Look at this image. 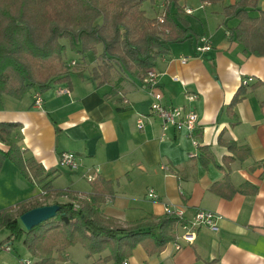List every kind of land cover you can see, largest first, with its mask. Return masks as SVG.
<instances>
[{
    "label": "crops",
    "instance_id": "crops-1",
    "mask_svg": "<svg viewBox=\"0 0 264 264\" xmlns=\"http://www.w3.org/2000/svg\"><path fill=\"white\" fill-rule=\"evenodd\" d=\"M238 1L178 0L180 12L171 4V15L188 23L191 38L168 45L167 54L150 70L160 74L156 90L164 105L196 113L193 135L173 128L163 131L160 119L150 111L149 88L129 72L124 76L134 89L107 98L111 86H97L90 78L91 69L99 64L101 45L96 55L87 53L77 65L71 64L79 55L66 62L68 82H53L47 91L33 89L21 98L0 95V122L19 124L12 139L24 156L43 167L53 189L87 195L94 183L103 188L101 182H108L113 197L100 205V211L124 226L159 218L165 207L182 210L185 221L197 210L220 216L216 230L200 227L191 242L176 238L152 255L136 245L127 264H264V57L246 54L232 36L238 20L224 16L223 9ZM148 4L142 9L145 16L162 19L165 0ZM247 10L257 16L258 10L264 11V0ZM203 36L212 49L199 54L195 46ZM249 78L247 85L241 84ZM241 86L244 97L229 108ZM190 95L195 96L193 101L187 99ZM36 97L40 107L34 105ZM140 118L142 129L137 127ZM0 147L5 148L1 143ZM62 153L74 154L79 167H60ZM93 169L98 170L96 178L87 182L85 175ZM148 190L156 198H149ZM41 200L40 185L4 161L0 210ZM65 201L51 196L48 202ZM176 231L182 234L181 229ZM107 255L108 251L94 255L92 263Z\"/></svg>",
    "mask_w": 264,
    "mask_h": 264
},
{
    "label": "trees",
    "instance_id": "trees-1",
    "mask_svg": "<svg viewBox=\"0 0 264 264\" xmlns=\"http://www.w3.org/2000/svg\"><path fill=\"white\" fill-rule=\"evenodd\" d=\"M177 1L165 0L160 21L145 16L144 0H113L111 9L102 8L100 0H0V95L21 98L33 89L43 93L53 82H68L70 69L64 61L63 40L73 49L78 48L80 58L72 66L87 53L96 55V47L101 45L99 64L91 69L90 78L97 86H111L107 98L125 95L134 89L125 72L142 81L155 60L167 54L168 45L191 38L188 23L179 16L175 20L170 13L171 4L181 11ZM222 1L200 0L205 4ZM257 3L258 0H239L225 7L223 14L238 20L231 33L244 52L264 57V11L258 10V15L252 17L247 10L255 9ZM245 91L244 86L237 90L229 108L242 100ZM18 127L17 123L0 122V143L5 147H0V169L4 161L12 162L25 178L40 185L44 202H24L15 209L0 210V229L8 232L0 243V252L9 242L22 241L34 260L32 264H62L67 262L66 250L81 244L87 258L108 251L107 256L92 264H123L138 244L152 255L175 241L179 224L186 221L174 215L149 217L125 226L105 216L100 205L113 197L108 182H101L103 188L94 183L87 195L53 189L43 167L24 156L12 139ZM51 196L66 201L55 202L59 210L53 218L25 230L19 216L32 208L50 205L46 201Z\"/></svg>",
    "mask_w": 264,
    "mask_h": 264
},
{
    "label": "built area",
    "instance_id": "built-area-1",
    "mask_svg": "<svg viewBox=\"0 0 264 264\" xmlns=\"http://www.w3.org/2000/svg\"><path fill=\"white\" fill-rule=\"evenodd\" d=\"M185 12L187 14H191L190 9H186ZM161 21V19H160ZM211 43L206 37L198 38L197 44L195 46V51L199 54L210 51ZM184 62L185 59H182ZM160 74L149 70L146 72L144 77L142 78V84L149 88V94L152 98V102L150 105V111L153 116H156L161 121L162 130L165 131L167 128H173L176 131H184L188 135H193L197 128V115L194 111L187 110L181 107H172L166 106L162 103V96L159 91L156 90L158 85ZM251 79L242 80V85H247ZM189 101H193L195 96L190 95L187 97ZM34 105L40 107L41 99L36 97L34 99ZM138 129L144 128V121L142 118L137 120ZM196 144L195 141H193ZM58 164L60 167H64L70 170H75L79 167L77 157L72 153H62ZM163 170H168L167 167L163 166ZM98 173L97 169H93L90 172H87L85 175V179L87 182H92L96 178V174ZM262 179H264V171L262 173ZM147 196L151 199L156 198V194L153 190H148ZM165 214H170L178 217L180 220H184V214L182 210L172 209L170 207H165ZM220 219V216L214 212L206 211V210H197L192 218L185 223L179 224L178 229H181L182 234L178 235L176 231V238L183 239L185 242H191L193 239V235L197 229L200 227H207L212 230L217 229L216 222ZM8 250V246L5 247ZM16 264H32V261L29 259H24ZM123 264H127V262H123Z\"/></svg>",
    "mask_w": 264,
    "mask_h": 264
},
{
    "label": "rangeland",
    "instance_id": "rangeland-1",
    "mask_svg": "<svg viewBox=\"0 0 264 264\" xmlns=\"http://www.w3.org/2000/svg\"><path fill=\"white\" fill-rule=\"evenodd\" d=\"M144 2V4L142 5V9H145L146 5H149L148 3L150 2V0H144ZM100 3L102 8L104 9H111L113 7V0H100ZM62 44H64L66 47L64 50L65 62L70 63L71 60L78 59V54L76 53V50L78 48L75 45V49H73L72 47H70V43L67 40H63ZM49 199H47L46 202H48ZM39 202H44V198L42 197V200ZM7 236L8 232L4 229H0V243L4 241ZM66 254H68L67 261L69 262V264H92V262L94 261L92 258H87V252L81 244H75L74 246L69 247L66 250ZM24 259H29L32 262L34 261L33 258L28 255V252L23 246L22 241H13L12 243L9 242L8 250H6V248L4 247L0 252V264H16L17 262Z\"/></svg>",
    "mask_w": 264,
    "mask_h": 264
},
{
    "label": "water",
    "instance_id": "water-1",
    "mask_svg": "<svg viewBox=\"0 0 264 264\" xmlns=\"http://www.w3.org/2000/svg\"><path fill=\"white\" fill-rule=\"evenodd\" d=\"M58 210L59 206L56 204L35 207L21 214L19 221L25 230H30L41 222L53 218Z\"/></svg>",
    "mask_w": 264,
    "mask_h": 264
}]
</instances>
